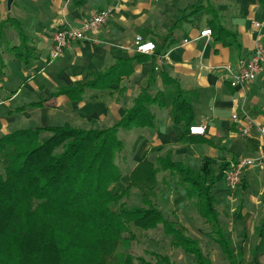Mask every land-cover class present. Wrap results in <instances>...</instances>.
Returning a JSON list of instances; mask_svg holds the SVG:
<instances>
[{"label":"crops","instance_id":"crops-1","mask_svg":"<svg viewBox=\"0 0 264 264\" xmlns=\"http://www.w3.org/2000/svg\"><path fill=\"white\" fill-rule=\"evenodd\" d=\"M199 3L202 6L197 13L169 32L171 24L185 10L192 12L193 6ZM211 4L218 11L220 22L235 33L227 38L232 44L217 39L213 32L201 35L210 28L211 14L207 10ZM101 8L111 9L108 20L97 29L86 31V38L72 41L60 56L52 58L54 31L67 23L80 27ZM0 15L22 19L36 48L29 63L22 61L24 65L20 69H24L22 77H25L13 91L14 71L7 69L6 62L0 77V91L4 92L0 95V104L13 102L18 97L21 102L7 116L19 106L48 99L62 88L85 82L92 74L132 60V73L120 83L103 89L87 87L81 100L62 94L51 99L52 106L40 108L48 109L50 115L63 113L64 123L106 127L117 122L134 105L152 74L151 90L153 94L162 93L167 105H149L155 114L153 127L123 129L121 136L128 150L125 167L129 175L144 158L156 160L169 151L174 160L196 170L204 167L205 160L212 161L217 170L223 162L255 159L243 176L244 201L240 202L236 219L242 223L243 235L250 234L254 245L251 258L246 261L264 264V137L257 129L259 125L264 126V61L257 78L244 87H232L222 76L225 65L239 69L258 42L264 45L262 3L258 0H14L8 6L1 0ZM137 33L154 40L158 49L151 53L137 52L134 49ZM178 97L187 101L193 112L175 122L172 104ZM235 112L238 120L232 117ZM249 122L256 126L253 125L248 136H241L238 128ZM195 124L206 125V133L191 134L189 127ZM167 173L161 172L160 178H166ZM221 181L223 185L215 189V196L222 220L219 201L223 199L228 204L229 199L225 177ZM166 182L165 185L169 183L168 178Z\"/></svg>","mask_w":264,"mask_h":264},{"label":"trees","instance_id":"trees-1","mask_svg":"<svg viewBox=\"0 0 264 264\" xmlns=\"http://www.w3.org/2000/svg\"><path fill=\"white\" fill-rule=\"evenodd\" d=\"M258 1L264 5V0ZM201 6L202 3L193 6L189 13L185 10L169 32ZM207 11L211 14L209 26L213 34L232 44L227 38L235 33L220 22L214 5ZM35 50L33 37L25 30L22 19L0 15V77L6 66L4 53L27 64L34 58ZM132 70V60L122 61L90 75L79 85L62 88L48 99L19 106L15 111L52 106L51 99L62 94L81 100L85 88H109ZM153 79L151 74L134 105L112 125L84 127L66 121L61 125L0 131V160L11 147L4 172H0V264H175L168 254L158 251H147L148 257L128 252L135 238L128 234L131 226L150 230L159 225L171 237V245L192 254L196 264H212L200 241L189 236L180 222L167 219L156 204L159 185L167 183L166 178H160L165 171L184 186L188 198L195 200L200 217L210 227L208 237L218 244L229 264L251 263L242 252H236L217 207L216 185L225 177L230 162H223L216 170L212 161L205 160L204 167L196 170L174 160L169 151L156 160L144 158L131 171L127 186L113 189L123 177L117 157L125 142L119 131L153 127L155 114L149 105H167L162 93L153 94ZM172 112L175 122H179L182 115L191 116L193 110L178 97L173 101ZM133 188L139 190L142 204L128 207L126 200Z\"/></svg>","mask_w":264,"mask_h":264},{"label":"rangeland","instance_id":"rangeland-1","mask_svg":"<svg viewBox=\"0 0 264 264\" xmlns=\"http://www.w3.org/2000/svg\"><path fill=\"white\" fill-rule=\"evenodd\" d=\"M4 3L6 5L7 0H4ZM138 34L141 33H137L136 36ZM14 41H16V38H14ZM13 57L14 56L8 53L5 54L6 62L9 63L7 69L14 71V85L11 88L12 91L18 87V85L22 82V79H24L25 77H22L24 69H20L23 64L22 61ZM11 60H15V62H12ZM1 94H4V92L0 91V95ZM20 103V98L18 97L13 102L11 101L8 103L0 104L1 132L6 133L19 128H36L42 125H61L64 123L62 115L63 113L58 112L55 115H50V111H48V109L46 108H39L38 111L25 110L22 112L12 110L13 113H10V115L7 116V112L10 111V109L15 108V106L20 105ZM26 111L29 112L25 113ZM9 117L13 118L11 119ZM73 121L77 122V120L75 119H73ZM80 125H83V123L81 122ZM123 132L124 130L121 129L119 135L120 138L124 140V136H121ZM44 136H48V133H44ZM126 151H128L127 146H125L124 150L120 154H118L117 157V162L120 164L123 171V177L121 183L113 187L114 190H121L128 184L127 182L129 172L125 167ZM10 153L11 147H8L5 155L0 160V172H4V168L10 156ZM247 168L248 167H246V169ZM255 168L257 167L255 166ZM245 170L243 171V176ZM165 175L166 178H168L169 183L167 185H165L164 183H161L159 185L155 202L164 211L166 218L178 221L183 226H185L187 234L200 241L205 252L209 254L212 260V264H229L226 256L222 253L218 244L208 237L207 232L210 231V227L205 222V220L200 217L195 206V200L190 199L186 196L184 186L182 184H179L174 176H171L169 173ZM222 185L223 181L218 182L216 189H221ZM225 186L228 190V204L225 203V200L223 199H220L219 201L224 226L231 237L236 252H243L245 260H250L254 249V245L250 242L251 235L246 234L245 238V236L243 235L244 231L241 228L242 223L236 219V211L239 210V206L241 205L240 202L244 201L242 195L243 193L241 191V184L236 190H230L227 183ZM126 202L128 207L141 205L142 202L139 190L133 188L131 190V195L126 200ZM257 227L258 223L256 225V229ZM128 234L135 235V238L132 240L128 248V252L132 253L135 256H147V251H158L164 254H168L175 264H196L194 261V256L192 254L186 253L182 248H176L171 245V237L164 232L162 225H159L157 228L150 230H143L136 226H131V231Z\"/></svg>","mask_w":264,"mask_h":264},{"label":"built area","instance_id":"built-area-1","mask_svg":"<svg viewBox=\"0 0 264 264\" xmlns=\"http://www.w3.org/2000/svg\"><path fill=\"white\" fill-rule=\"evenodd\" d=\"M110 8H101L90 18H86L80 27H76L67 23L58 28L53 33L52 58H56L62 54L64 49L74 40L86 38V31L95 30L101 24L105 23L110 17ZM212 31L207 28L201 32V35H211ZM157 44L154 40L146 39L143 35L138 34L134 40V49L140 53H151L155 51ZM264 61V45L260 42L254 48L252 55L242 64L239 69L234 70L231 65L224 66L222 76L229 82L232 87H244L251 81L255 80L261 71L262 62ZM233 119L238 120V113L233 114ZM252 123L242 125L238 128L241 136H248L253 128ZM256 126V125H255ZM257 129L264 137V126L259 125ZM191 134L203 135L206 133V125L195 124L189 127ZM256 162L253 158H239L229 164L225 172V180L230 190H236L243 179V171L246 167Z\"/></svg>","mask_w":264,"mask_h":264},{"label":"water","instance_id":"water-1","mask_svg":"<svg viewBox=\"0 0 264 264\" xmlns=\"http://www.w3.org/2000/svg\"><path fill=\"white\" fill-rule=\"evenodd\" d=\"M13 1H14V0H8V1H7L8 6H11V4H12Z\"/></svg>","mask_w":264,"mask_h":264}]
</instances>
